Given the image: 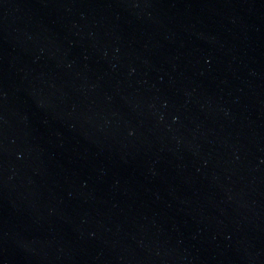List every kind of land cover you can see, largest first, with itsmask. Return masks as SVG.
<instances>
[{"label":"water","instance_id":"water-1","mask_svg":"<svg viewBox=\"0 0 264 264\" xmlns=\"http://www.w3.org/2000/svg\"><path fill=\"white\" fill-rule=\"evenodd\" d=\"M0 264H264V0H0Z\"/></svg>","mask_w":264,"mask_h":264}]
</instances>
